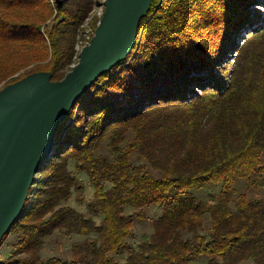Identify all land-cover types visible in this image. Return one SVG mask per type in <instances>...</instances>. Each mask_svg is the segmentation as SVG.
I'll return each instance as SVG.
<instances>
[{
  "label": "trees",
  "instance_id": "trees-1",
  "mask_svg": "<svg viewBox=\"0 0 264 264\" xmlns=\"http://www.w3.org/2000/svg\"><path fill=\"white\" fill-rule=\"evenodd\" d=\"M258 1L151 0L130 54L59 125L21 216L0 242L13 235L17 257L0 264H193L201 257L264 264V17L251 9ZM93 5L0 0V88L34 71L61 79ZM69 163L93 186L88 216L66 204L83 188ZM239 179L263 195L235 193ZM206 184L220 186L213 202L190 192ZM151 205L159 214L133 246L127 238ZM56 231L84 237L69 259L40 256Z\"/></svg>",
  "mask_w": 264,
  "mask_h": 264
},
{
  "label": "water",
  "instance_id": "water-1",
  "mask_svg": "<svg viewBox=\"0 0 264 264\" xmlns=\"http://www.w3.org/2000/svg\"><path fill=\"white\" fill-rule=\"evenodd\" d=\"M103 11L77 63L59 80L34 71L0 88V242L21 216L35 174L73 106L136 43L151 0H103Z\"/></svg>",
  "mask_w": 264,
  "mask_h": 264
},
{
  "label": "rangeland",
  "instance_id": "rangeland-1",
  "mask_svg": "<svg viewBox=\"0 0 264 264\" xmlns=\"http://www.w3.org/2000/svg\"><path fill=\"white\" fill-rule=\"evenodd\" d=\"M103 0H93V7L89 12L88 17L80 26V31L78 34L80 35V40L77 41L75 45V49L77 51L76 58L74 59V63L71 64V68L77 63L78 61V52L80 51L81 47L87 44V39L89 34H93L91 31V22L94 17L99 18L104 7L102 4ZM251 9L258 13L259 16L264 17V0L256 2ZM226 66L228 63H225ZM69 169L72 170L73 174L83 182V188L79 192L82 194L84 200L83 202H78L76 200V196L79 194L78 192H72L70 198L66 201V204L70 207L74 208L76 211L82 213L85 216H88L89 213L86 210L85 202L90 200L93 196V186L88 181L87 175L82 172H77L73 170L72 163L68 165ZM235 193L247 192L253 194L255 196L263 195V192H257L256 190L250 188L244 180L239 179L233 184ZM220 191L219 185L214 184H206L203 187H192L190 192L201 198L205 201L213 202L217 197ZM34 192V190H33ZM33 196V195H32ZM132 210L127 209V212L130 213ZM159 214V207L156 205H151L145 209V218L140 223H135L134 228L132 230V235L127 238V241L135 246L145 234H149L151 231L150 223L153 218H155ZM96 221H99V216H93ZM84 237L77 235V234H65L63 232H53L51 235L46 237L43 245L40 248V256L42 258H49L51 256H58L63 259H69L71 257L72 251L71 246L72 243L75 241H81ZM13 235H9L4 243L0 246V262L6 260L8 258H16L17 256L14 255V251L16 250V246L13 245L14 242ZM119 260L122 256L118 257ZM193 264H205V260L203 257L197 259ZM244 264H254L252 260L245 261Z\"/></svg>",
  "mask_w": 264,
  "mask_h": 264
}]
</instances>
